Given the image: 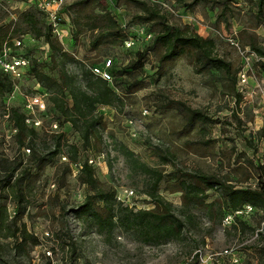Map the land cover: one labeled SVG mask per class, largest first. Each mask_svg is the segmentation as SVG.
<instances>
[{
    "label": "rangeland",
    "instance_id": "rangeland-1",
    "mask_svg": "<svg viewBox=\"0 0 264 264\" xmlns=\"http://www.w3.org/2000/svg\"><path fill=\"white\" fill-rule=\"evenodd\" d=\"M38 1L41 5L42 0ZM194 1L63 0L65 23L61 39L53 36L64 51L74 57L75 62L67 67L68 72L77 78L79 88L85 90L84 78L90 68H102L110 60L113 81L108 84L121 103L97 110L103 117L101 135L94 137L91 146L86 148L69 124L61 126L58 123L47 101L48 94L32 78L19 82V90L14 96L5 94L0 98V160L22 158L24 164L31 166L26 180L27 199L22 222L42 243L26 258L16 257L9 247L0 252V264H45L46 258L52 264H60L59 249L55 247L52 251L51 243H47L52 236L72 238L77 243L78 264H232L228 258L211 257L234 244H241L243 234H249L250 230L240 226L222 228L219 212L226 205L223 189H206L198 202L190 201L194 200L192 196L187 197L186 202L183 190L185 182L204 187L194 179L196 175L218 177L234 188H248L251 183L244 164L250 152L249 140L262 134L257 131L262 121L257 114L261 101L258 94L246 107H238V73L241 70L238 48L256 54L250 48L254 45L264 51V10L258 12V0H199L201 3L192 10L184 7ZM21 3L22 0H13L5 9H0V33L7 32L14 42L24 41L18 54L23 56L29 52L39 65L45 66L49 62L50 49L44 40L35 39L28 33L20 14L30 9L26 3L23 6ZM143 4L156 6L167 18L169 26L213 40L215 57L230 64L231 73L207 66L203 68L191 51L162 62L165 50L152 42L142 41L136 47L126 49L123 42L127 36L138 37L144 30L154 37L160 31L158 24L141 23ZM223 8L226 15L220 20L218 15ZM102 11L115 19L121 28V37H106L95 49V41L104 35L87 31L85 24L88 17L93 18ZM40 18L46 26L41 15ZM256 56L260 61L252 63L248 77L252 87L259 85L264 90V73L260 68L264 57ZM132 64L138 67L129 69ZM39 90L45 109L35 110L33 117L40 126L33 141L26 139L25 146L20 148L16 137L4 135L8 125L3 116L13 111L26 112L27 99ZM143 110L149 113L146 118H141ZM191 111L199 112L201 118L192 115ZM128 118L141 119L143 126L136 130L137 137L129 132ZM59 134L65 143L63 154L51 157L52 143ZM71 145L78 149L76 154L68 149ZM27 150L31 152L27 153ZM34 153L35 159L30 160ZM40 156L49 158L41 169L37 167ZM89 160H93L90 166L94 169L98 187L114 190L117 203H121L118 197L123 198L124 190L133 191V198L121 204L135 211L154 208L148 192L155 175L162 174L158 195L185 223V236L151 246L144 245L135 233L118 227L106 239L75 218L71 210L92 194L78 179V165ZM9 212L13 216L15 209L10 206ZM260 223L258 218L253 225ZM189 233L191 239L186 237ZM10 242L0 241L1 244ZM240 250L244 256L239 264H261L264 238L250 251ZM195 254L203 261L199 258L195 263Z\"/></svg>",
    "mask_w": 264,
    "mask_h": 264
},
{
    "label": "trees",
    "instance_id": "trees-1",
    "mask_svg": "<svg viewBox=\"0 0 264 264\" xmlns=\"http://www.w3.org/2000/svg\"><path fill=\"white\" fill-rule=\"evenodd\" d=\"M98 1V0H97ZM199 0L184 7L192 10ZM257 10L263 13L264 0L257 1ZM143 15L140 17L141 23L158 24L160 31L153 37V45H161L165 53L161 57L162 62L176 59L182 52L191 51L196 54L198 62L204 67H212L225 74L231 73V65L218 59L214 55L215 43L213 40L204 39L196 34H186L179 28L168 25L167 18L161 14L156 6L143 4ZM23 23L30 35L35 39H42L50 49L49 62L45 66L39 65L36 58H32L29 52L23 56L31 58L28 77L36 80L39 87L48 94V103L57 116L58 123L69 124L78 134L83 146L89 148L92 139L100 134L103 127V117L97 113L99 108H111L121 103L120 97L115 90L103 80L95 78L90 71L87 72L84 80L86 81L85 90H81L75 76L68 72V65L74 63V57L64 51L62 46L55 40L50 26L47 24L45 17L37 8H32L20 14ZM40 15L46 23L42 24ZM226 10L223 8L218 18L225 19ZM219 20V21H220ZM222 20V21H223ZM87 31L104 35L103 38L96 40L93 48H98L104 38L118 39L121 37V28L117 25L115 19L110 13L102 11L99 15L87 18ZM106 34V35H105ZM14 41L7 36V32L0 33V52L6 44L13 50ZM250 48L260 57H264L263 49H258L254 45ZM141 57V55H139ZM137 64H132L129 69H136ZM261 72L264 73V63L260 64ZM13 81L0 72V98L12 91ZM239 97V96H238ZM192 115L201 118L199 112L191 111ZM11 120L14 127L18 130L16 141L20 148L24 147V141L27 139L32 142L36 136V130L28 128L25 123L23 113L12 112ZM101 135V134H100ZM52 143L53 151L51 157L63 154L64 141L62 134L54 138ZM249 146L252 141L249 140ZM75 154L78 149L71 145L68 146ZM31 152V150H30ZM35 153L30 160L35 159ZM49 162L48 156H40L37 167L40 169ZM252 162L246 160L244 167L248 171ZM254 168V167H253ZM31 166L24 164L22 158H15L12 161L7 159L0 160V241H11L9 244L0 243V252H4L9 247L16 257L26 258L30 252L42 245L40 239L27 229L26 224L22 222L24 217L23 210L26 206V180L30 173ZM257 176L260 172L255 170ZM78 179L82 185H85L92 194L87 195L85 201L76 209L71 210L75 218L82 220L90 227L94 228L97 234L104 238H109L119 227L124 231L135 233L138 239L144 245L160 246L173 240H179L185 236V223L173 213L172 206L164 202L158 195V189L163 179L162 174H156L153 185L148 192V196L154 203L152 210L135 211L117 203L114 190H101L95 178L94 169L84 162L78 170ZM200 184H186L183 190V199L193 197L192 202L200 201V197L206 189H223L225 206L221 208V221L224 210H236L245 204H250L264 213V186L257 187L255 190L247 188H234L227 185L218 177H205L196 175L194 177ZM189 200V199H188ZM187 202V200H186ZM15 209L14 215L11 216L9 207ZM243 228L245 225L240 224ZM191 239V234L188 236ZM51 250L55 247L61 254L60 264H78L77 252L79 246L72 238L53 237ZM263 247L261 248V250ZM260 250V249H259ZM73 257V259H72ZM198 263L199 257L195 255L193 260ZM45 264L53 262L46 258ZM264 264V254L261 256Z\"/></svg>",
    "mask_w": 264,
    "mask_h": 264
},
{
    "label": "built area",
    "instance_id": "built-area-1",
    "mask_svg": "<svg viewBox=\"0 0 264 264\" xmlns=\"http://www.w3.org/2000/svg\"><path fill=\"white\" fill-rule=\"evenodd\" d=\"M11 1L13 0H0V9H5V7L11 3ZM24 3H26L28 9L37 8L39 11H41L46 19L47 24L50 26L52 33L61 39L60 33L63 31L62 27L65 23L63 0H42L41 5L40 1L38 0H22L21 5L23 6ZM152 40L153 35L145 33L144 30H142L138 37H135L134 35L127 36L123 43L126 49H132L141 44L142 41L145 43H150ZM13 43L17 50H20L22 47H24V41H16ZM238 52L241 60V70L238 73V94L240 97L238 107L239 109L246 107L249 102L255 101L258 94L260 95L261 101L259 113L257 114L260 116L262 121L260 128L257 129V131L261 132L262 134L261 136L256 138L254 137L252 139V146L250 147V152L247 155V159L252 162V166L248 170L251 182L248 184V188L255 190L257 187L264 186V90H262L259 85H254L252 87L250 78L248 77V72L252 68V63L254 61H260L259 58H257L256 54L250 52L249 49L244 50L238 48ZM30 65L31 58L29 56L19 55L16 50L11 49L6 44L3 46L0 52V72L7 75L10 80L13 81L12 91L9 95L14 96L19 90L18 84L28 77ZM111 68L112 62L108 60L103 64L102 68L92 67L90 68V72L95 78H99L104 82L111 83L113 81ZM32 80L37 84L36 80ZM40 109H45V103L43 101V96H40L39 90L36 94L27 99L26 112H23L25 117L24 123L28 128L36 130L40 126V122L33 117L35 110L40 112ZM148 115V111L143 110L141 113V118H146ZM3 117L8 125V130L4 131V135L8 138L15 137L18 133V130L13 125L11 114L7 113ZM126 123L130 134L133 137H137V129L139 128L140 130L141 126H143L141 119L135 120L133 118H128ZM26 152L30 153V150H27ZM88 164L92 165L93 160H89ZM78 167L81 168V165H78ZM78 167H75L76 170ZM257 169L260 173L256 176L254 171ZM243 189H247V187H244ZM133 196V191L124 190L123 198L118 197V201L124 203L125 200L132 199ZM258 218L261 220L260 225H253L254 221ZM240 224L245 225V228L250 230L249 234H243L244 241L239 245L234 244L228 247L221 253L213 255L211 258H228L232 264H239L244 256L243 253H241V248H244V251L248 252L252 247L261 244L262 239L264 238V213L262 211L250 204H245L236 210H224L221 221V226L223 229H230L232 227L238 228L239 226L242 227ZM197 253L199 254V251ZM48 255H50V253H48ZM199 258L200 261H203L201 256Z\"/></svg>",
    "mask_w": 264,
    "mask_h": 264
}]
</instances>
